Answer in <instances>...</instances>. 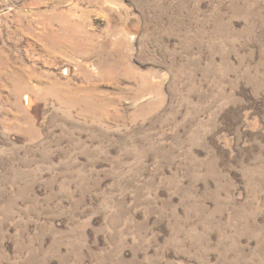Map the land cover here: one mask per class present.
I'll return each instance as SVG.
<instances>
[{"label": "rangeland", "instance_id": "374dc122", "mask_svg": "<svg viewBox=\"0 0 264 264\" xmlns=\"http://www.w3.org/2000/svg\"><path fill=\"white\" fill-rule=\"evenodd\" d=\"M54 1L0 0V264H264V0Z\"/></svg>", "mask_w": 264, "mask_h": 264}, {"label": "bare ground", "instance_id": "6f19581e", "mask_svg": "<svg viewBox=\"0 0 264 264\" xmlns=\"http://www.w3.org/2000/svg\"><path fill=\"white\" fill-rule=\"evenodd\" d=\"M54 2L56 3V5H60L62 3V0H55ZM55 8L57 9V7H55ZM56 15L57 14L55 13V14H53L52 17L49 16V18L47 19V22L43 25V27L41 26V28H37V27L33 28V26H34L33 23H32L33 26L31 25L29 27H31L30 29L33 30V32H35L36 30L40 31V33L37 34L38 37H40L41 39H44V41L46 42L48 47L51 48V50L54 49V50L59 51L60 53H66V54L71 53L72 51L76 50L77 46L65 44V40L67 39L68 36L74 35L76 30L74 31V29H73L74 26L72 24L70 25V23L67 22L66 20H63L64 19L63 17H61V18H63L62 19L63 21H62L60 18L55 17ZM44 21H46V20H44ZM75 27H76V25H75ZM41 34H42V36H40ZM78 34H79V32H78ZM62 39H64V40L60 41ZM57 40H59V41H57Z\"/></svg>", "mask_w": 264, "mask_h": 264}]
</instances>
